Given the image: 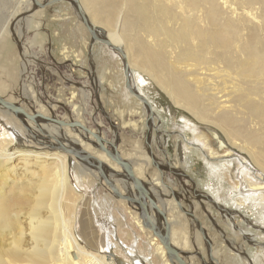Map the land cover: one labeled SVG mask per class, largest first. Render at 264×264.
<instances>
[{"label": "rangeland", "instance_id": "obj_1", "mask_svg": "<svg viewBox=\"0 0 264 264\" xmlns=\"http://www.w3.org/2000/svg\"><path fill=\"white\" fill-rule=\"evenodd\" d=\"M50 1L45 0L43 4ZM80 5L93 28L101 37L104 35L109 40L106 29L94 24L87 9L81 2ZM167 46L165 51H171L170 45ZM120 49L127 53L133 87L146 98L155 114L150 128L146 127L145 107L125 88L122 59L100 43L92 42L69 2L38 9L31 0H0L2 98L20 106L26 113L41 111L46 117L66 123L74 121L92 130V133L99 132L102 139L116 144L120 155L132 165L135 158H142L144 171L141 179L148 184H151L152 178L156 180L152 185L161 192V204L172 232L175 227L171 222L178 219L171 217L167 207L169 203H175L181 224L178 226L180 231L175 228L177 244L181 246L184 241L188 246L183 252L191 255L188 258L190 264H201L195 254L202 256L206 264H215L208 260L206 241L198 230V224L204 230L217 264H264V190L253 191L255 187L248 182L260 185L253 175L255 173L264 177V174L256 168L248 154L232 146L218 126L199 122L187 111L175 106L153 80L134 65L125 44L121 43ZM230 73L235 77L234 71ZM239 81L240 85L244 84L242 79ZM252 87L253 90L259 88L262 95H251L250 98L264 104V82ZM237 106L232 111L236 114L232 115L243 113L241 118L248 127L253 125V121H258L249 118ZM13 118L0 117V146L6 147V152L19 155L30 150L56 153L65 158L73 208L71 215L68 216L64 211L63 216L70 220L73 238L82 251L103 257L104 262L110 264H133L132 259L140 257L148 262L146 264H169L165 255L161 256L156 251L159 242L153 240L149 231L138 226L137 221L140 220L136 210L114 199L94 173L86 170L79 173L72 157L49 148V144L55 143L47 141L45 134L54 138H58V135L60 141L67 143L69 139H65L62 134L66 135L70 131L74 136L72 130L58 126L54 129L52 124L38 118L40 127L45 131L44 136L38 138L39 145L35 146L24 135L17 119ZM13 130L21 137L16 138L12 134ZM204 130L216 134L219 142L231 152L229 159H208L198 143L199 136L205 135ZM209 143L214 144L212 138ZM179 147L183 151L181 161L177 156ZM149 153H152L156 164L150 159ZM18 163L19 159H15L13 164ZM26 164L29 170H34L32 161ZM154 165L162 171V180L167 189L160 184L161 174ZM22 170L19 169L18 173ZM27 176V179L19 178L13 183L15 187L23 188V199L32 195L30 189L35 185L31 183L39 180L30 181L29 178L33 177L31 171ZM36 176H41L39 171ZM14 178L11 176V180ZM231 182L238 183L239 187L234 190L229 184ZM18 193L19 188L7 193V197L10 200V196ZM173 195L179 201L183 213ZM237 199H244L245 202L240 204ZM19 201L20 198H17L15 203L10 202V216L23 212L16 208ZM186 212L192 213L198 224L186 216ZM23 218L21 216L17 220L24 224ZM3 237L4 242H7L8 235L4 234ZM119 241L126 245L125 248ZM108 244L113 247L107 248Z\"/></svg>", "mask_w": 264, "mask_h": 264}, {"label": "bare ground", "instance_id": "obj_2", "mask_svg": "<svg viewBox=\"0 0 264 264\" xmlns=\"http://www.w3.org/2000/svg\"><path fill=\"white\" fill-rule=\"evenodd\" d=\"M36 1L43 4L45 0ZM80 2L87 9L90 20L106 29L111 43L125 44L134 65L148 75L175 106L184 109L199 122L218 126L232 146L248 154L256 168L264 174V104L250 98L251 95H262L259 88H251L264 82V0ZM89 23L92 25L90 21ZM167 44L172 48L171 51H165ZM230 71L235 72V77ZM239 79L243 80V85L239 84ZM233 104L245 111L249 118L259 122L253 121V125L248 127L241 118L243 113L233 116L236 114L232 113L235 108ZM23 112L30 116L36 114L38 117H46L41 111L33 114ZM1 116L10 120L16 118L24 135L35 146L39 145L37 138L44 136L45 130L36 120L14 116L0 108ZM12 134L16 138L21 137L14 130ZM65 134L62 136L69 139L67 145L77 142L91 156L111 165L103 154L83 144L78 135L73 133L72 136L70 131ZM204 134L199 136L198 143L205 150L208 159L230 158L231 152L219 142L216 134L208 130H204ZM57 137L56 140H61L60 136ZM208 138H212L214 144L209 143ZM15 159H19L18 164H13ZM142 160L137 157L132 161L134 164H131L138 179L144 171ZM30 161L33 162L34 170H29L26 164ZM153 162L156 164L154 158ZM73 165L79 173L84 171L74 159ZM19 169H23L22 172L18 173ZM30 171L33 174L30 181L39 180L31 183L32 186L35 185L30 189L32 195L23 199V188L15 187L13 183L19 178L27 179ZM38 171L41 174L39 177L36 176ZM91 173L97 175L95 172ZM11 176L15 177L14 180H11ZM253 177L260 183L256 186L248 180L250 186L255 187L253 191L264 190V177L255 173ZM229 184L234 190L239 187L236 182ZM17 188L20 193L10 196L9 200L7 193ZM70 194L64 157L56 153H36L30 150L18 155L6 152V147L0 146V238L4 234L8 235L7 242H4V237L0 241V264H110L104 262L103 257H95L82 251L73 238L70 220L63 216L64 211L68 216L71 215L73 201ZM17 198L20 201L16 208L23 212L10 216V202L15 203ZM236 201L240 204L245 202L244 199ZM174 204L169 203L167 210H170L171 217L178 219L177 223L169 221L178 230L181 224ZM21 216L25 217V226L17 220ZM193 217L195 218L194 215ZM137 224L142 227L140 221ZM175 228L171 231L170 241L178 250L183 251L187 245L183 240L181 246L177 244ZM107 246L113 247L112 244ZM156 251L161 256L165 255L160 244ZM72 254L76 257L73 258ZM135 264L140 262L135 260Z\"/></svg>", "mask_w": 264, "mask_h": 264}, {"label": "water", "instance_id": "obj_3", "mask_svg": "<svg viewBox=\"0 0 264 264\" xmlns=\"http://www.w3.org/2000/svg\"><path fill=\"white\" fill-rule=\"evenodd\" d=\"M31 1L34 7L38 9H44L50 4H56L63 1L69 2L73 6L76 14L79 16L82 25L90 35L92 42L100 43L101 45L107 47L120 56L123 62L125 88L132 97L142 103L145 107L147 112L146 127L150 128V126H152L153 124L154 112L146 98L140 95V93L134 87H132L130 68L124 51L120 49V45H114L107 38H105L104 35H102V37L99 35L98 31L93 28V26L89 23L87 16L82 11L80 2L78 0H51L48 3L40 4L36 0ZM0 108L11 114H14V116H21L22 118H26L30 121L36 120L38 122V118H41L45 122L52 124V127L55 129L56 126L60 128H68L72 130L74 134L79 136V139L83 144H86L95 151L103 154L106 160L110 164L116 166L119 171L114 170L107 163L91 156L89 153L84 151L80 147V144L77 142H71L69 143L70 145H67V143H62V141L56 140L54 136L50 134L45 135L47 141H53L55 143V145L49 144V148L72 157L74 160H76V162H78L80 168H83L84 170L89 172H95L100 182L105 184L114 199L125 202L130 208L136 210V213L140 217L142 228L149 231L152 234V237L159 242L165 252L166 260L169 264H189L187 261L191 255L178 250L170 241L171 226L167 221L166 213L164 212L163 206L161 204L162 197L158 195L157 198H155L152 195L151 191L152 187L150 185L152 184L148 185L135 176L130 162L128 163L122 158L117 150L116 144L108 142L106 139H102L103 137L99 132L92 133V130L74 121L66 123L54 118H47L42 116L38 117V115L36 114L31 116L27 115L18 105L12 104L4 100L2 97H0ZM81 132L84 134V136L81 134ZM147 133L145 135V138H147L148 136ZM90 138H92L93 141H91ZM145 144H147V141L145 142ZM148 155L153 161L152 153H149ZM154 166L161 174L160 184H162V171L158 168L157 165ZM174 199L179 209L182 210L179 201L176 199V197H174ZM210 202L213 201L211 200ZM185 214L186 216L192 218L196 224H198V221L193 217L192 214L187 212ZM198 230L206 241V252L208 260L217 264L216 260L212 257L210 243L208 242V240H206L204 230L202 229V227H200L199 224ZM195 255L200 258L201 264H206L202 256L198 254ZM72 257L75 258V255L72 254Z\"/></svg>", "mask_w": 264, "mask_h": 264}, {"label": "crops", "instance_id": "obj_4", "mask_svg": "<svg viewBox=\"0 0 264 264\" xmlns=\"http://www.w3.org/2000/svg\"><path fill=\"white\" fill-rule=\"evenodd\" d=\"M180 151H182V148L179 147V148H178V152H180ZM97 152H98V151H97ZM180 153H181V152H180ZM182 153H183V151H182ZM109 166H111V167H112L114 170H116V171L119 170V169H118V170L116 169V168H117L116 166L113 165V166H114V167H113L112 164L109 165ZM115 167H116V168H115ZM140 180H142V179L140 178ZM98 181H99V180H98ZM150 181H151V184H154V183H155L154 181H156V180H154V178H152ZM144 182H145V181H144ZM145 183H146V182H145ZM116 184H117V183H116ZM146 184H148V183H146ZM148 185H149V184H148ZM150 186L152 187V188H151V191H152L153 196H154L155 198H157V196L160 195L161 192H159V190H157V189H155V188H154V190H153V186H152V185H150ZM132 193H133V191H132ZM117 201H118V200H117ZM121 202H122V201H121ZM165 207H166V205H165ZM163 208H164V207H163ZM133 210H135V209H133ZM138 218H139V220H140L139 215H138ZM116 240H117V239H115V241H116ZM117 241H118V240H117ZM119 242H120V241H119ZM120 244H121L122 248H125L126 245H124L122 242H120ZM132 260H133V262H134L133 264H135V261H134V260L139 261L140 264H142V262H143V264L148 263V262H146L145 259H143V258H141V257H140V258H137V259H132Z\"/></svg>", "mask_w": 264, "mask_h": 264}, {"label": "flooded vegetation", "instance_id": "obj_5", "mask_svg": "<svg viewBox=\"0 0 264 264\" xmlns=\"http://www.w3.org/2000/svg\"><path fill=\"white\" fill-rule=\"evenodd\" d=\"M154 116H155V114H154ZM181 153L179 154V152H178V149H177V156H178V159L181 161L182 159H183V153H182V151H180ZM170 172V171H169ZM171 173V172H170ZM172 174H174L173 172H172Z\"/></svg>", "mask_w": 264, "mask_h": 264}]
</instances>
